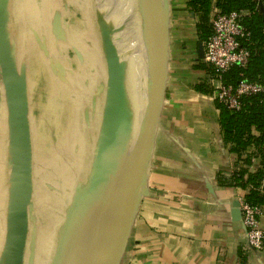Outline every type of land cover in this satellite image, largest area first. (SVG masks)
Here are the masks:
<instances>
[{
    "label": "crops",
    "instance_id": "crops-1",
    "mask_svg": "<svg viewBox=\"0 0 264 264\" xmlns=\"http://www.w3.org/2000/svg\"><path fill=\"white\" fill-rule=\"evenodd\" d=\"M124 1L127 4L124 2L121 5L122 15L131 10L133 2ZM186 2L187 0H159L165 30L164 89L144 168L142 186L148 189V193L136 200L137 208L121 243L116 264H264V250L253 251L246 247L243 226L240 220H234L231 215L235 202L244 197L246 190L220 184L217 179L220 172L226 173L233 169L235 156L222 140L218 123L219 109L213 97V86L217 81L212 68L200 56L201 41L197 37L195 16ZM214 12L215 9L212 14ZM124 17L123 15L110 29L115 34L113 45L117 44L116 36L120 35L116 32V26H120ZM135 31L138 37H134L132 45L119 48L121 51L132 52L129 57L122 54V64L129 62L132 65L125 107L127 113L131 107L137 113L136 129L131 136L133 139L137 135L139 120L147 101L150 73L146 27H135ZM202 83L207 84L210 92L199 90L198 86ZM8 119L0 81V264H19L17 259L21 256L10 247L8 241L13 190ZM56 127L51 122L45 127L43 134L34 129L32 171L37 163V176L41 177V170L44 169L42 173L45 178L60 179L64 183L72 173H80L83 161L87 160L84 154L88 152L85 151L84 142H80L78 137L75 138L72 156L62 157L63 150L71 144L68 134L73 129H69L67 122L62 121L57 127L60 131L55 130ZM40 135H43L42 139H39ZM92 137L93 135L90 136L91 139ZM131 151L130 143L113 178L119 175ZM61 160L66 161L67 167L58 171L57 166L62 164ZM257 165L258 159L255 158L250 170L254 171ZM101 192L97 193L96 201ZM43 194L38 192L34 195V202L38 204L33 209L35 218H29L28 251L23 255V261L27 262L31 251L30 238L36 241L35 244L33 242L34 249L37 250L34 264H45L50 254L56 250L54 228L57 229V226L55 224L54 227L53 221L42 215V209H52L47 197L45 201H41L46 196ZM259 224L264 230V215L259 218ZM89 226L90 222L78 243L81 260L88 247ZM111 237L108 222L101 245L104 258L108 253Z\"/></svg>",
    "mask_w": 264,
    "mask_h": 264
},
{
    "label": "water",
    "instance_id": "water-1",
    "mask_svg": "<svg viewBox=\"0 0 264 264\" xmlns=\"http://www.w3.org/2000/svg\"><path fill=\"white\" fill-rule=\"evenodd\" d=\"M138 1L146 21L150 73L147 101L143 115L139 120L137 135L135 139L131 137L136 129V123L134 125L133 117H131L132 109L128 112V118H125V109L123 108L126 93L123 64L119 62L117 51L110 40L111 34L106 32L104 26L100 25V17L93 10L96 27L94 30L98 32L101 42L106 64V76L103 89L102 87L97 88L98 95L92 98V103L95 100L100 103L104 99L103 97H106L105 104L99 112L97 131L95 129L94 132H91L93 127L88 124L96 110L92 112L90 107L89 112L85 113L84 122L87 125V131L90 136L93 135L92 139L87 138L84 142L85 151L88 152L84 155L89 159L88 162L91 165L90 173L87 174L89 184L86 190L84 189L81 196L78 195L70 202L61 204L57 209H48L49 207H46L45 211L42 209V215L51 219L54 227L55 224L57 226V229L54 228L56 250L50 254L45 264H72L75 250L88 222H90V226L87 264H98V244L106 222L110 223L112 237L106 261L103 264H116L121 243L137 208L136 200L148 193V189L142 185L144 184L145 163L151 148L163 96L165 30L159 0ZM1 2L4 6L0 7V81L9 118L13 176L8 241L10 247L19 253V257H22L17 259L19 264H34L37 250L35 251L34 241L31 238L29 259L27 262L23 261L24 252L28 251L29 218H35L33 209L35 205L37 206L31 201L33 198V144L28 114V89L24 76L22 77L23 73L17 70L15 57L12 55L15 49L13 50V46L11 47L9 43L8 31L5 26L4 9L9 0H0ZM93 6L95 9V4ZM257 9L264 15V8L260 0H258ZM199 52L202 56L201 42L199 43ZM98 98L103 99L99 100ZM129 117L132 121H128ZM122 141L128 145L131 143L132 151L119 175L113 178L114 173L120 168V160L128 147L127 145L122 150ZM101 186L104 187L101 189ZM100 191H104V193L100 200L96 201L97 193ZM50 198L49 196L47 199L52 202ZM94 207L96 208L94 209ZM93 211L95 212L93 213ZM231 215L234 220L241 222L238 200L231 210ZM243 230L245 231L244 227Z\"/></svg>",
    "mask_w": 264,
    "mask_h": 264
},
{
    "label": "trees",
    "instance_id": "trees-1",
    "mask_svg": "<svg viewBox=\"0 0 264 264\" xmlns=\"http://www.w3.org/2000/svg\"><path fill=\"white\" fill-rule=\"evenodd\" d=\"M91 1L93 0H85L84 6L90 4V7H92L93 3ZM260 1L264 8V0ZM18 2L19 5H17V0H13L11 8H9V3L7 11L10 12L12 10L13 12L15 7L20 12H23L26 8H31V16L35 15L37 17L36 25L39 31L35 34L31 30V47H29V50H31V54L36 55L35 62L37 67L41 65L44 67L42 78L45 86L48 88V94L50 96L51 94H58V92L61 94V90H64L66 94L62 99L64 100L62 103H56L55 106H47V104H44L42 107L48 112L47 117L44 118L45 123L42 125V134L45 127L51 122H54L57 127L60 121L67 122L68 126H70L69 129H73L72 133L68 134L69 141L71 142L69 150H72L73 153V149H75V138L79 137L80 142H85L87 138L90 139L87 125L84 122L85 113L90 110L92 98L98 95V92H96L97 88L102 87L103 89V84L105 83L104 58L98 32L94 30V12L92 8V13L91 10L89 12L86 10L87 16L84 18L83 12L85 10H82L80 5L77 4L80 19L73 23V21H66L62 18L60 9L64 7L63 3L59 6H53L47 0H28L26 2L20 0ZM23 3H27V6ZM186 4L195 16L197 37L201 42L206 40L211 34L212 12L214 9L222 14L231 11L242 13L240 24L248 33L243 38L242 45L248 50L249 56L245 66L233 65L223 72L221 74V81L224 84L235 85L238 80L244 78L247 81L264 85V15L257 9L258 0H187ZM82 25L83 29H86H84V32L88 30L86 34L84 33L87 38L84 37V34H82L83 36L79 34ZM117 28L118 25L116 26V30ZM18 35L19 33L16 35L19 39ZM125 35L128 39L127 33ZM8 39L12 47L11 38L9 37ZM78 39L79 41L81 39V42ZM90 42H94L95 46H90ZM117 42L121 47H127L120 40H117ZM16 43L17 46L14 45L12 48L13 50L16 48L17 50L15 51L18 54V42L16 41ZM73 43H77V45L75 46ZM23 45L28 46L29 44L25 42ZM22 48L21 52L26 54V47ZM84 48H87L89 50L87 51L89 52L88 54L92 53L94 57L91 56L92 59H90V62L88 61L89 58L88 60H83ZM130 53L132 52L129 50L121 51V54L126 55V57H129ZM12 55H15L14 51ZM100 64H102V69ZM16 66L17 70L20 71L18 65ZM86 67H93V71H97L96 80L99 79L97 85L92 82L89 75H83L85 69H87ZM198 88L203 92H210L207 84L202 83ZM103 98L98 99L101 100ZM216 106L219 109L218 123L222 140L229 152L235 156L233 169L226 173L224 171L220 172L217 175V179L220 184L233 185L245 189L246 192L243 198L250 203L262 206L264 210V186L260 187L261 178L264 174V94L258 93L241 96L238 109H229L218 102ZM95 113L92 115H95ZM66 119L69 121H66ZM97 121H99V118H97ZM30 125L32 139L35 132L32 123V114ZM57 127L55 130L60 131V128L58 129ZM42 137L43 135H40L39 139H42ZM41 151H43L42 148ZM69 156L71 157L72 154ZM255 158L258 159V165L254 171H251L250 166L252 160ZM86 159V161H83L84 170L82 168L81 173L74 172L70 176L68 188L63 185V182H61L58 188L50 185V181L53 182V180L49 177H44L42 173L44 169L41 170V177L37 176L35 167L37 163H35V166L33 163L32 203L38 204L34 202V195L41 192L46 195L43 194L45 197L41 201H45L46 197L48 198L50 196L52 199L54 197L62 198L59 203L62 205L66 204L70 202V196L73 195L75 190L79 192L80 181L83 179H87L86 189L89 184V176L87 174L90 173L91 168L90 162H88L89 159ZM38 162L40 163L39 160ZM60 167L62 169L64 165L63 167L61 165L58 166V171ZM83 172H86L85 175ZM50 193L51 195H49ZM51 198L50 201L52 200Z\"/></svg>",
    "mask_w": 264,
    "mask_h": 264
},
{
    "label": "rangeland",
    "instance_id": "rangeland-1",
    "mask_svg": "<svg viewBox=\"0 0 264 264\" xmlns=\"http://www.w3.org/2000/svg\"><path fill=\"white\" fill-rule=\"evenodd\" d=\"M18 1H20V0H17V5H19ZM21 1L26 2L28 0H21ZM47 1L53 6H57V5L59 6L60 4L63 3L64 7L62 9H60L62 18H64L66 21H73V23H74V21H77L80 19L79 8L76 6L77 4L80 5V8L82 10H85L83 12L84 18H86V16H87L86 10L89 12L92 8V10H94L95 14L97 13L96 15H98L100 17V20H101L100 25L104 26V29L106 30V32H109V33H110L109 29L112 28L113 24L116 23V21L120 20V18L124 15L125 16L124 20L121 21L120 26L116 30V32L120 33V35L116 36V40H120L124 46L132 45V42H134L133 39L137 35V33L135 31V26H134L135 25L134 19L139 18L138 20H140V23H139L140 28H144L145 23H146L144 15H143L142 7L140 6V2L138 0H135V1L133 0L131 10L128 13H124L123 15L120 12L123 9L121 7V5H122V3L124 4V2L127 4V2L124 0H93V1H91V3H93V5L95 4V7H99V8H95V9L93 8V6L90 7L91 6L90 4H88V6H84L85 0H61V1L47 0ZM12 2H13V0H9L6 7H8L9 3H10L9 8H11ZM23 4H25L27 6V3H23ZM15 5H16V3H15ZM2 6H4V4H2V2H1L0 7L2 8ZM6 7L4 9L5 26H6V29L8 31V37L11 38L10 41L12 42L11 43L12 46L13 47H14V45L17 46L16 41L18 42L19 53L17 54V52L15 51L17 49L15 48L14 57H15L16 64L18 65V67L20 69V72L23 73L22 77L24 76V79H25V82L27 85L28 98H29L28 107H29L30 121H31V114H32V122H33L34 129H36L37 133H42V125H43V123H45L44 118L47 117V113H48L47 110L43 109L42 107L44 106V104H47V106L48 105L49 106H51V105L55 106L56 103L57 104L62 103L64 101L62 99L64 98V96L66 94H65L64 90H61L62 91V93L60 92L61 94H59V92H58V94H55V95L51 94V96L48 94V88L45 86V84L43 82V78H42L43 73H44L43 72L44 67H42V65L41 66L38 65L39 67H37V64L35 62L36 61L35 60L36 55H34L33 53L31 54V50H29V47H31V30L33 32H35V34H36V32L39 31L38 26L36 25V22H37L36 18L37 17L35 15L31 16V8H26L23 12H20L17 10L18 8L15 7L14 8L15 10H13V12H12V10L9 12V11H6ZM92 10H91V13H92ZM8 18L10 19V22H9ZM106 18H108V19L104 20ZM82 29H83V25H82ZM82 29L79 33L80 36L84 33L86 34L88 31L87 30L86 32H84L86 29L85 28H84L85 30L84 29L82 30ZM18 33H19V35H18L19 39L16 36ZM126 33H127V36H129V39L126 38V35H125ZM85 34H84V37L87 38L85 36ZM137 37H138V35H137ZM78 41H79V39H78ZM25 42H28L29 45L28 46L23 45V44H25ZM79 42H81V39ZM73 44L75 46L77 45V43H73ZM90 46H95L94 42H90ZM22 47H26L25 48V49H27L26 54L21 52V50L23 49ZM87 51H89V50H87V48H84V51H83L84 53L82 55V56H84L83 60L85 61V60H88V58H89L88 61L90 62V59H92L91 58L92 53L88 54L89 52H87ZM24 54H25V56H24ZM103 64H104V72H105V65H106L105 60H104ZM89 65H91V64L89 63ZM100 65H101V69H102L103 68L102 64H100ZM86 68L87 69H85V72L83 73V75H85V76L89 75V77H91V79H92V82L97 85V82L99 80V79L96 80L97 71L96 72L93 71V67H86ZM123 68H124L123 70H124V79H125V92H126L125 94H127L128 93L127 83H128L130 75H132V65H131V63L126 62L125 64H123ZM105 74H106V72H105ZM94 80H96V81L94 82ZM54 98H56V99H54ZM105 98L102 101H100V105L98 102H96V100H95V102L91 103V106H90L91 111L95 112V110H96L95 115L91 117L90 121L87 120L88 124L93 127L91 132L94 129H96V131L98 129V124H99V121H97V118H99L98 113L101 111L103 105L105 104ZM123 108L125 109V112H124L125 115H127L128 114L127 113L128 110H126L127 108L125 106H123ZM131 109H132L131 117H133V121H135V123H136V120H137L136 114L137 113H135V110L133 111L132 107H131ZM125 118H128V117L125 116ZM128 121H132L130 117H129ZM46 123H47V121H46ZM121 137H122V135H121ZM94 138H96V135H94ZM122 143H123V146H121V149L124 150L125 146H127L128 144L125 141H122ZM46 148L48 149V147L45 146V149ZM45 149H44V151H45ZM63 154H64V156H62V157L68 158V157H70L69 155L72 154V150L70 151L69 148H65V150H63ZM61 162L63 163L64 168H66L67 167L66 161L61 160ZM60 165L63 167V165L61 163H59V166ZM82 168L84 170V165L82 166ZM60 169H61V167H60ZM60 169H59V171H60ZM80 173H81V171H80ZM85 173L86 172H83L84 175H85ZM83 177H85V176H83ZM51 180H53V182L50 181V185L55 186V188H58V186L62 182V180H60V179L54 180L53 178H51ZM116 181L117 180L115 179V182ZM68 182H69V180H67L66 182L63 183V185L67 188H68ZM80 182H81V185L79 187V193H78V190H75V191L73 190L74 192H73V195L70 196V198H71L70 201L73 200L74 198H76L78 195L81 196L83 194L85 186L87 184V179H83ZM115 182H114V185H115ZM77 188H78V186H77ZM76 192L78 193L77 195H76ZM60 199H62V198H57V197L55 198L54 197L53 200H51L52 205L50 204V206L52 209L59 208V206L61 205L59 203ZM69 204L71 205V203H69Z\"/></svg>",
    "mask_w": 264,
    "mask_h": 264
},
{
    "label": "built area",
    "instance_id": "built-area-1",
    "mask_svg": "<svg viewBox=\"0 0 264 264\" xmlns=\"http://www.w3.org/2000/svg\"><path fill=\"white\" fill-rule=\"evenodd\" d=\"M241 12L213 13L211 21V34L201 42L202 59L213 70L214 99L229 109L239 108L241 96L258 93L264 94V85L240 79L235 85L224 84L221 74L233 65L245 66L249 52L242 45V40L247 36L245 28L240 24ZM264 186V174L260 187ZM241 224L245 228V243L253 251L264 250V230L260 227L259 218L264 215L262 206L238 199Z\"/></svg>",
    "mask_w": 264,
    "mask_h": 264
},
{
    "label": "bare ground",
    "instance_id": "bare-ground-1",
    "mask_svg": "<svg viewBox=\"0 0 264 264\" xmlns=\"http://www.w3.org/2000/svg\"><path fill=\"white\" fill-rule=\"evenodd\" d=\"M139 19V18H138ZM138 19H134L135 20V27H137V28H139L140 27V20H138ZM104 20H106V19H104ZM110 40H111V42L113 43V40H114V37H115V34H114V32L112 31L111 32V30H110ZM139 39H141L140 38V36H139ZM115 43H117L116 45H113L114 47H115V49H116V51H117V56H118V59H119V62L122 64V54H121V50L119 49L120 48V45H119V43L118 42H115ZM103 191L100 193V195H99V198H98V200H100V198H101V196L103 195ZM97 200V201H98ZM107 223L108 222H106L105 223V225H104V228H103V231H102V234H101V236H100V239H99V244H98V252H97V263L98 264H103V263H105V261H106V257H107V255H105V258L103 257V253L101 252V250H102V248H101V245H102V238L104 237V233H105V230H106V228H107ZM89 238V237H88ZM78 248H79V246L77 245V248H76V250H75V254H74V257H73V261H72V264H87V258H88V247H87V251H86V253H85V256L82 258V260H81V258L79 257V253H78Z\"/></svg>",
    "mask_w": 264,
    "mask_h": 264
}]
</instances>
